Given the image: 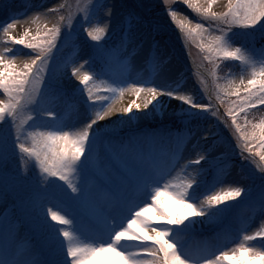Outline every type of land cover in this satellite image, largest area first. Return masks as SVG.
<instances>
[{"label":"snow or ice","instance_id":"obj_1","mask_svg":"<svg viewBox=\"0 0 264 264\" xmlns=\"http://www.w3.org/2000/svg\"><path fill=\"white\" fill-rule=\"evenodd\" d=\"M172 2L162 7L177 39L199 38L217 81L215 100L114 71L145 44L160 49L159 25L140 26L143 0H88L75 18L60 11L66 0L23 10L0 0V264H105L110 255L116 264H264V246L252 243L264 244V226L251 232L231 220L247 203L264 222V116L254 115L264 113V43L257 47L256 35L248 47L232 40L234 27L264 28V0H227L222 12L212 10L217 0L204 7L182 0L204 18L194 26L177 19ZM49 16L57 17L53 26H41ZM20 23L35 24V34L29 27L17 38ZM68 46L78 54L58 61ZM19 49L28 51L17 70ZM225 62L236 71L221 77L231 66ZM127 93L135 100L117 109ZM203 95L211 96L206 87ZM215 101L231 132L220 151L246 182L217 170L211 129L200 130L219 119ZM157 120L156 129L140 130ZM188 144L194 156L184 155ZM112 176L120 179H106Z\"/></svg>","mask_w":264,"mask_h":264},{"label":"rangeland","instance_id":"obj_2","mask_svg":"<svg viewBox=\"0 0 264 264\" xmlns=\"http://www.w3.org/2000/svg\"><path fill=\"white\" fill-rule=\"evenodd\" d=\"M56 1V0H15L14 6L17 9L23 10L24 6L26 4H32L35 6H39L40 4H43L46 8L47 4ZM58 1V0H57ZM68 8L65 11L64 9H60L61 12H63L66 16H71L75 18L77 15V9H80V15L83 14L82 9L83 6L88 3V0H66ZM144 4L146 5L145 8H143L144 13L149 16V14H155V18L160 19H166L170 21L174 26L177 25L175 22L171 20V17L167 15L168 7L165 5L162 7V0H143ZM65 3V0H60L59 5H62ZM227 0H217L216 4L212 6V10L214 12H222L226 10ZM200 6H205V0H200ZM172 7L179 9V16L178 20L180 21H186L191 20L192 26L195 25L197 22H202L204 20L203 17L198 15L197 13L193 12L190 9H187V6L183 4L182 0H173ZM35 15V13H33ZM5 13H0V20H3L5 18ZM56 16H49L46 19H42V23H47L49 27H52L55 23ZM67 23V20L65 21ZM137 21L133 20L132 25L135 27L137 25ZM141 28H146L147 24L142 22L140 23ZM207 26V25H205ZM31 27L33 29V34H35L36 25L29 23L24 24L20 23L17 25V28L13 31V35H15L17 38H22L24 32ZM160 28V49L153 50L148 47L147 44L142 46L140 49L137 50L136 54L132 57L129 64H123V63H117L114 67V71L124 76L125 74H131L136 76H140V80L142 81H149L153 83H158V80H163L164 83H170L174 87V81H176L175 87H182L186 88L188 91L192 92L194 91V95L197 97V99H204L207 101L209 98L215 100L212 96V93L216 95V81L213 82V77L211 76V72H208L207 74L193 71L192 68L189 65L188 60H186V54L183 50L186 52H190L194 57L198 65H200L203 68L209 67L210 65L207 64V61H202V54L200 53L199 48L196 46V41L199 39L198 37L187 39L185 40L183 35L181 34V40L180 42L175 39L174 35L170 33L165 28ZM178 29V28H177ZM234 33L232 34V40L237 45H244L245 47H248L250 45V42L252 40L253 35L257 36L256 46L260 47L264 41L259 40V34L261 32H264V28L258 27L256 30H254V33H243L238 28H233ZM5 43V38L3 37L2 32H0V50H3V44ZM148 47V52L154 51L153 58L154 61L152 62V65L148 66V63H143L144 60H141L140 56L142 57L143 53H145L146 48ZM27 49H19V52L21 54V60L17 62V70H19L22 60L25 58L23 54L27 53ZM187 52V53H188ZM78 54V49L73 48L72 46H68L61 50L60 53L57 54V60L67 59L71 58ZM141 54V55H140ZM137 57V58H136ZM142 62L141 67H139L138 61ZM231 65V62H225ZM151 66V67H150ZM223 67V65H221ZM230 72H235L236 68L235 65H231L229 68H227ZM173 74H178L177 77L171 82L169 78L173 77ZM184 76H187L188 78L185 79ZM202 81L204 83H202ZM223 79H221L220 83H223ZM210 90H209V88ZM205 87L207 88V91L211 93V96L203 95L205 91ZM2 98V97H0ZM135 100V96L127 93L123 97V99L120 101L119 104H117V109L125 107L129 104H131ZM215 103L218 105L217 101ZM225 110V109H224ZM135 111V110H134ZM220 115V114H219ZM227 117L220 116L219 119H217L216 116H211L209 118V121L207 125H202L201 131H204L206 128L211 129V137L210 141H213L216 146V155L220 157V159L216 160V168L221 173H227L230 175V179L232 181H238V182H246L242 180V176L240 173V170L238 166H236L233 163V160L229 156H225L222 154L220 149L223 147L224 143L226 142L227 138L229 137L228 134L231 132L227 128V126L224 124V121ZM203 121L202 123H204ZM174 130H180L183 131L181 125L178 121H167ZM159 126L158 120L157 121H145L140 126V130L143 131L145 129L147 130H154ZM127 131V129L125 130ZM219 133V135H217ZM199 139V137H197ZM203 144V141H201ZM236 151H239L237 148ZM196 153L193 151L191 144L187 145V150L184 153L186 157L194 156ZM257 162H259V157H256L253 162H251L248 165L249 169H256ZM262 163V162H260ZM181 176L184 175L182 172L180 174ZM114 180L110 177H106V179H111L112 182H116L120 179L119 176H113ZM232 222H234L236 225L242 226L245 229H249L251 232H255L260 230L262 226H264V222H262L259 219V213L258 210L254 209L252 206L248 205L247 203L239 204L238 207L232 210V216H231ZM244 233H241L240 235V242L242 241V235ZM193 243L195 241H192ZM255 244L256 247H262L264 244H262L260 241L252 242ZM238 244H233V247H237ZM105 264H116V257L109 256L107 260L105 261Z\"/></svg>","mask_w":264,"mask_h":264},{"label":"bare ground","instance_id":"obj_3","mask_svg":"<svg viewBox=\"0 0 264 264\" xmlns=\"http://www.w3.org/2000/svg\"><path fill=\"white\" fill-rule=\"evenodd\" d=\"M59 3H60V0H56V1H53V2H51V3H49V4H47V7H49V8H52V7H57L58 5H59ZM130 3V2H129ZM131 4V3H130ZM46 8V7H45ZM139 12H140V10H138ZM140 14H141V12H140ZM142 15V14H141ZM159 25V27H162V28H165L166 30H168L170 33H172L173 35H174V37H175V39L177 40V42L179 41L180 42V39H177V33H176V30H175V28H174V26H172V24L171 23H169V22H167V21H160V23H155V25ZM141 55V54H140ZM186 59L188 60V62H189V64H190V66L192 67V69L194 70V71H197V72H201V73H204V74H206L205 73V70L204 69H202V68H200V66H199V71L197 70V64L193 61V60H191V58H189V55H186ZM137 58V57H136ZM140 58H141V60H144L143 61V63L145 64L148 60H149V58H150V52H148V47L146 48V51H145V53H143V55H142V57L140 56ZM141 60L140 61H138V63H139V67H141V65H142V62H141ZM178 75V74H177ZM177 75L176 74H173V77L172 78H169L170 79V81L172 82L176 77H177ZM124 76H126V77H128V78H130V79H139L140 80V76H136V78L134 77V75H131V74H128V75H124ZM162 83H164L163 82V80L161 81V80H158V84H162ZM175 84H176V81H174V87H175ZM175 105V102H173V106ZM165 111H171V108H169L167 105H165ZM182 172H180L179 170H178V174L180 175ZM181 176V175H180ZM113 180H114V178H113V176L111 177Z\"/></svg>","mask_w":264,"mask_h":264},{"label":"trees","instance_id":"obj_4","mask_svg":"<svg viewBox=\"0 0 264 264\" xmlns=\"http://www.w3.org/2000/svg\"><path fill=\"white\" fill-rule=\"evenodd\" d=\"M222 106H224V105H222ZM225 107V106H224ZM257 118H259V117H261V116H264V113H259V112H257V113H255L254 114Z\"/></svg>","mask_w":264,"mask_h":264}]
</instances>
